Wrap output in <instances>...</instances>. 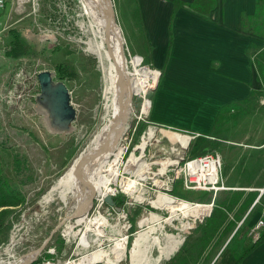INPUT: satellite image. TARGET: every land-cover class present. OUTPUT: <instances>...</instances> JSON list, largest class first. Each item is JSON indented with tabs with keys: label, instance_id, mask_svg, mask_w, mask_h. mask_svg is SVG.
I'll use <instances>...</instances> for the list:
<instances>
[{
	"label": "rangeland",
	"instance_id": "374dc122",
	"mask_svg": "<svg viewBox=\"0 0 264 264\" xmlns=\"http://www.w3.org/2000/svg\"><path fill=\"white\" fill-rule=\"evenodd\" d=\"M8 1L7 9L0 15V182L16 189L22 200L17 205L0 206V264L39 245H42L40 255L47 253V248H54V258L73 260L67 264H111L110 250L115 237L122 236L125 244L115 264H223L227 256H231L233 264L235 257L260 235L251 240L247 230L264 202L262 195L249 209L261 187L246 190L237 187L255 183L256 177L264 171V147H257L261 143L258 140L264 136V97L255 99L253 96L256 100L253 104H231L228 110L220 112L212 130L204 134L180 126H174L176 131L165 128L175 133L159 130L161 126L148 128L147 122L151 126L158 125L150 120V101L162 78L161 69L150 60L135 0H110L131 83L135 69L158 71L155 83L151 80L154 83L151 88L148 84L143 88L132 85L129 115L119 140L123 145V159L149 129L151 138L148 135L142 138L138 147H143L149 138L146 153L152 154L150 161L171 159L169 147L176 145V141L181 144L183 134H192L181 154L196 157L218 153L219 187L182 189L181 178H178L171 195L196 204L187 215L169 211L171 203L176 201L169 195L155 198L153 203L166 207L159 210L145 204H124V195L117 190L112 200L118 210L106 203L95 208L94 201L85 216L67 218L75 200L69 194L62 198L63 189L56 183L89 145L100 126L112 120V105L107 106L103 97L98 60L87 50L91 35L86 32L87 19L81 14L78 0ZM41 70L50 71L52 79L61 81L68 90L75 117L67 131L57 132L49 127L47 114L36 101V74ZM110 74L111 78L115 76L113 67ZM144 93L148 103L146 112H142ZM195 113L192 110L191 115L179 114L177 120L192 124L197 119ZM111 152L114 154L109 160L117 157L115 150ZM129 161L130 155L126 164ZM91 193L100 195L103 189L95 188ZM248 199H251L249 203ZM96 215L106 224L100 228L102 235L95 239L93 231L86 230ZM210 216L216 217L217 222L208 221ZM78 217L80 222L76 221ZM263 230L264 225L260 233ZM167 234L181 236L182 240L170 254L162 257L161 245L168 239ZM151 235H155L153 243ZM85 238L89 243L83 246ZM40 255L32 259L38 258L36 264Z\"/></svg>",
	"mask_w": 264,
	"mask_h": 264
},
{
	"label": "crops",
	"instance_id": "0c3cea01",
	"mask_svg": "<svg viewBox=\"0 0 264 264\" xmlns=\"http://www.w3.org/2000/svg\"><path fill=\"white\" fill-rule=\"evenodd\" d=\"M180 1L172 12L173 0H135L150 60L162 74L150 101V120L204 134L212 130L220 112L231 104H253V96L264 97V82L252 60L264 48V0H214L205 14L191 9L193 0ZM192 110L196 111V122L177 120L179 114L191 115ZM184 136L181 145L187 143ZM258 141V149L263 148L264 136ZM263 186L264 171L255 183L239 184L237 189ZM232 261L227 256L223 264ZM238 264H264V239Z\"/></svg>",
	"mask_w": 264,
	"mask_h": 264
},
{
	"label": "bare ground",
	"instance_id": "6f19581e",
	"mask_svg": "<svg viewBox=\"0 0 264 264\" xmlns=\"http://www.w3.org/2000/svg\"><path fill=\"white\" fill-rule=\"evenodd\" d=\"M78 3L81 8V14L87 19L86 32L91 35V38L87 42V50L93 53L98 60V66L101 70L103 80V97L107 106L109 104L112 105L114 115L109 123L100 126L99 130L90 140L89 145L85 148L86 150H89L92 148V146L101 144L102 147L106 149L97 157H92L87 160L86 157L84 158L83 170L87 177L86 182L82 183V180L79 178L80 173H77L78 170L75 171L71 166L69 170L66 171V173L62 176V178L56 183V186H59L63 189L61 192L62 198L65 194L71 195L73 200H75V206L73 207H76L77 209L88 201V198L92 194H89L90 191H93L95 188H102L103 194L113 193V189L110 187V184L116 182V178L119 174V169L115 168L118 158L113 157L111 160H109V157L112 156L111 151L115 150L113 148H118L117 145L121 137L120 135L124 130V124L120 127L119 117L121 116L122 118H126L127 115H129L130 98L133 94L132 85H141L140 88H143L144 85L148 84L150 86L149 88H151L154 85L158 74V71L155 69H135L133 71L135 78L131 83L129 77L130 71L127 70V64L123 54L124 51L122 47L123 44L121 34L119 31H117L115 35L110 33V17L103 0H78ZM121 52L122 55H120ZM112 67L115 69V76L113 78H111L110 74ZM151 80H153L154 83ZM149 88H147L145 91H147ZM147 107L148 103L145 101L144 93L142 97V112H146ZM117 113L119 114V117H117ZM147 135L148 137L152 135L151 129L148 130ZM143 147H140V149ZM137 148L139 149L138 146ZM133 155L134 153L130 154V160L134 158ZM102 168L103 172H101ZM85 184H87V186L83 188V185ZM130 184V181L123 183V190L125 189L128 191ZM190 208L191 206H189L187 202L183 200H176L173 201L169 206V211L171 210L172 213L178 211L184 215H187ZM80 218L78 217L76 221L80 222ZM89 224L91 227L88 225L86 231H93L92 233L95 234L94 238L96 239V237L98 238L102 235L100 228L103 227L102 225H105L106 222L102 217L96 215L89 222ZM154 236L155 235H151L149 237L152 243L154 241ZM167 236L168 239L165 241L164 245H161L162 257L170 254L182 240L181 236L173 234H167ZM88 243V239L85 238L83 239L81 245L86 246ZM124 244V236L115 237L114 245H112L113 247L110 250L111 264H115L116 260L118 261L117 258L121 255ZM32 256L33 251L14 258L12 261L8 262V264H22Z\"/></svg>",
	"mask_w": 264,
	"mask_h": 264
},
{
	"label": "built area",
	"instance_id": "2783aa9c",
	"mask_svg": "<svg viewBox=\"0 0 264 264\" xmlns=\"http://www.w3.org/2000/svg\"><path fill=\"white\" fill-rule=\"evenodd\" d=\"M8 2L10 1L0 0V15H2L1 13H3L4 9H7ZM1 32H2V28L0 27V33ZM5 102L7 103V101ZM147 123L149 124L148 128H152V127L155 128V126H161L158 127L159 130L170 131L166 129L169 128L174 129L172 127L162 126V125L151 126L150 122ZM170 132L174 133V131H170ZM183 135L187 136L188 138L187 143L189 139L192 138L191 136L192 134L190 135L183 134ZM146 136L141 135L139 141L133 145V147L131 148V150L128 152L127 156H125L124 159H123L124 154L122 151L123 145L119 144L118 142L117 146H119L120 149L116 150L117 147H115V152L117 153V157H118L115 168L120 170L116 178V182L118 185H116V182L110 184L111 187H113L114 185L117 186V188L113 187L112 194L99 195L98 193H96L95 208L100 206L102 203H105L103 201L105 195H109V197L112 199V196L115 194V191L117 192V190H119V192H121L124 195V201H123L124 204L131 206L145 204L150 208L166 210L165 206H162V204L153 203V201L158 195H169L173 197L174 200L175 198L176 200H178V197L171 195L173 184L176 182L178 178H181V184L183 187L182 189L206 190V189H217L219 187L218 171L220 168V157L218 153L211 152L196 157H184V155L181 154V151L186 148L187 143L182 146L178 141H176L175 143L176 145H171L169 147V153L173 155L171 159H169L168 157H163L154 161H150L149 158L152 157V154L146 153V146L149 145L148 143L149 138L148 140L145 141L144 147L142 149L137 148L138 143L142 140V138L144 137L146 138ZM131 153H134L133 155L134 158L131 161H129L126 166H124L128 161V157ZM164 153L165 150H162V156H165ZM155 163L157 165H154ZM152 166H155V168H152ZM126 181L128 182L130 181L131 183L128 191H126L125 189L123 190L122 188L123 187L122 184L125 183ZM257 191H258L257 195L254 198L252 204L249 206V208L257 204L262 195L264 197V186L258 188ZM186 202L191 207L196 206V204L194 203H191L189 201ZM148 212H150V210H148ZM173 217L177 218V216H173ZM197 217L198 216H196V218ZM194 219L195 217L192 218V220ZM126 225H129V223H126ZM263 225H264V202L261 203L259 215H257L255 220L248 227L247 233L251 237L250 238L251 240H254L260 234V230L262 229ZM53 249L54 248H47L46 250L47 253L45 254L40 255L39 252L41 250H39L36 254H33L34 258L36 257V255H40L38 264H66L67 262L70 261L73 262V260H69V259L62 261L59 260L58 258H54L52 256ZM32 250L33 249L27 250L25 252H29ZM25 252L22 254H25ZM6 260L10 261V259L9 260L6 259ZM7 261H5V264H8ZM97 261H90V262H97ZM87 263H83V264H87Z\"/></svg>",
	"mask_w": 264,
	"mask_h": 264
},
{
	"label": "water",
	"instance_id": "95a60500",
	"mask_svg": "<svg viewBox=\"0 0 264 264\" xmlns=\"http://www.w3.org/2000/svg\"><path fill=\"white\" fill-rule=\"evenodd\" d=\"M106 10L109 13L110 22H111V30L110 33L115 35L118 31L116 23L114 21V14L112 10V4L110 0H103ZM118 35V34H117ZM122 55V52L120 53ZM123 57V56H122ZM36 81L38 85V94L36 96V101L40 107H42L48 118V125L54 131L63 132L67 131L69 128V124L74 120L75 117V109L71 105L69 101L68 90L66 86L61 81H56L52 79V74L48 70H41L36 74ZM113 110L111 114V118L113 117ZM117 117L119 114L117 113ZM120 127L123 125L125 121V117H119ZM121 129V128H119ZM113 148V147H112ZM111 148V149H112ZM110 149V150H111ZM114 149V148H113ZM106 149L102 147V145H94L89 150H82L79 155L74 160L72 167L79 174V178L82 180V183H85L87 177L83 170V161L86 157V160L92 157H97L99 154L104 152ZM83 179H82V177ZM87 186V184L83 185V188ZM95 194H91L88 198V201L83 204L80 208H74L68 215L67 218H75L78 215H85L88 210L93 206L95 201ZM103 201L111 206H114L113 200L109 197V195H105ZM115 209H118V206H114ZM42 245H39L36 248H33V254H36L39 250H41ZM28 253V252H25ZM34 258V255L28 260L24 261L22 264L28 263L30 260ZM130 262V261H129Z\"/></svg>",
	"mask_w": 264,
	"mask_h": 264
},
{
	"label": "trees",
	"instance_id": "16d2710c",
	"mask_svg": "<svg viewBox=\"0 0 264 264\" xmlns=\"http://www.w3.org/2000/svg\"><path fill=\"white\" fill-rule=\"evenodd\" d=\"M181 2L179 0H173L172 2V12L175 10L176 6H178ZM214 4V0H193L190 3V7L191 9H193L195 12H198L200 14H205ZM172 15V13H171ZM261 58V59H258ZM259 76L263 79L264 82V48L259 52L258 55L254 56L252 58ZM264 84V83H263ZM21 195L19 194V192L10 187L8 184L2 183L0 182V206H13V205H17L21 202ZM251 201V199H248L249 203ZM118 203V202H116ZM246 203V204H247ZM5 209V208H3ZM6 211V210H4ZM210 220V222H217L216 217H209L208 221ZM264 239V230L261 231L260 235L254 240L251 241L249 243L248 246H246L242 252L237 255L235 257L234 263L233 264H237L239 262V260L241 259V257H243L250 249H252L257 243H259L261 240ZM37 259L32 260L29 264H36L37 263Z\"/></svg>",
	"mask_w": 264,
	"mask_h": 264
}]
</instances>
